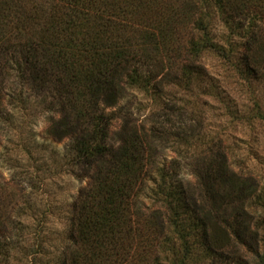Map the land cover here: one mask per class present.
I'll use <instances>...</instances> for the list:
<instances>
[{
	"label": "trees",
	"instance_id": "obj_1",
	"mask_svg": "<svg viewBox=\"0 0 264 264\" xmlns=\"http://www.w3.org/2000/svg\"><path fill=\"white\" fill-rule=\"evenodd\" d=\"M213 19L225 42L212 37ZM236 53L264 56V0H0V97L9 75L51 99L49 134L68 141L85 181L56 264H264V194L228 200L223 139H198L203 123L177 97L204 81L206 56ZM138 86L155 98L141 126L116 110ZM169 142L194 163L192 181L176 160L159 162ZM35 244L28 264H44L45 243ZM10 246L0 241V264Z\"/></svg>",
	"mask_w": 264,
	"mask_h": 264
},
{
	"label": "rangeland",
	"instance_id": "obj_2",
	"mask_svg": "<svg viewBox=\"0 0 264 264\" xmlns=\"http://www.w3.org/2000/svg\"><path fill=\"white\" fill-rule=\"evenodd\" d=\"M210 32L215 41L227 40V32L216 19ZM238 41L234 39L233 46L243 53L242 41ZM263 59L262 54L256 58L248 54L242 60L236 53L230 62L206 56L205 82H197L190 94L177 95L185 98L194 119L203 123L198 139L202 137L204 143L216 137L223 139L231 186L235 189L228 186L235 192L228 194L232 203L249 199L250 204L253 197L264 194V120H260L264 114L260 111L264 110V66H259ZM12 81L11 76L5 75L0 97V241L15 245L19 252L31 245L28 256L11 250L7 264H28L35 250L33 245L40 240L45 243L44 264H56L72 206L85 181L75 176L77 169L73 170L74 164L66 152L68 141H57L49 134L51 123L57 118L49 104L51 99ZM154 100L153 94L143 87H125L116 110L130 113L131 124L141 126L149 119ZM121 125V121L114 123L112 136ZM193 141L191 150L199 145ZM179 149L169 142L159 162L176 160L180 164L175 168L177 174L192 181L194 163L179 159Z\"/></svg>",
	"mask_w": 264,
	"mask_h": 264
}]
</instances>
